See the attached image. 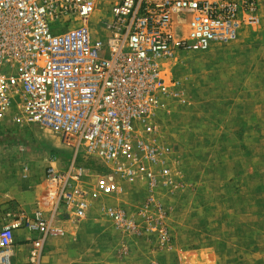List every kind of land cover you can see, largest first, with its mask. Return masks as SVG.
Segmentation results:
<instances>
[{
  "label": "built area",
  "instance_id": "1",
  "mask_svg": "<svg viewBox=\"0 0 264 264\" xmlns=\"http://www.w3.org/2000/svg\"><path fill=\"white\" fill-rule=\"evenodd\" d=\"M98 4L0 0V120L18 97L14 121L51 130L76 153L66 170L49 156V216L37 211L3 226L0 264H11L18 228L36 234L27 264H44L46 240L64 234L53 225L61 208L81 221L94 201L118 196L124 183L137 181L149 195L135 214L104 201L100 208L121 233L156 235L167 243V210L156 194L173 182L174 156L160 120L186 103L167 66L179 53L229 43L245 26L259 24L264 0H114L106 19H94ZM80 152L107 165L90 191L82 187Z\"/></svg>",
  "mask_w": 264,
  "mask_h": 264
},
{
  "label": "rangeland",
  "instance_id": "2",
  "mask_svg": "<svg viewBox=\"0 0 264 264\" xmlns=\"http://www.w3.org/2000/svg\"><path fill=\"white\" fill-rule=\"evenodd\" d=\"M113 1L99 0L93 18L106 19ZM261 14L259 24L245 26L231 42L179 53L167 66L186 97L160 120L174 156L173 182L156 194L167 210L169 241L121 233L105 216L101 201L135 214L149 195L142 182L124 183L120 195L93 202L85 222L60 209L55 223L65 234L51 235L60 237L45 247L44 264H65L70 246L84 263L264 264V5ZM19 101L0 120V205L9 213L0 208V226L43 208L49 156L59 170L76 156L60 135L14 121ZM76 161L86 169V190L107 170L82 152ZM71 226H78L74 236Z\"/></svg>",
  "mask_w": 264,
  "mask_h": 264
},
{
  "label": "crops",
  "instance_id": "3",
  "mask_svg": "<svg viewBox=\"0 0 264 264\" xmlns=\"http://www.w3.org/2000/svg\"><path fill=\"white\" fill-rule=\"evenodd\" d=\"M256 96H258V94H256ZM252 99H254V97H252ZM27 168L28 169V166L24 167V169ZM45 175V174H44ZM95 182V181H94ZM43 183L45 185V179L43 177ZM93 186H94V183L92 185V187L88 190H92L93 189ZM46 190V188H45ZM101 199V198H100ZM98 199V201L100 200ZM104 198H102L103 200ZM95 202V201H94ZM3 203V200H0V204ZM7 204L5 206L3 205H0V208L1 210L3 209H7ZM42 208V206H41ZM41 208L35 210L32 214L30 215H20L19 217L20 218H24V217H32L34 216L35 212L37 211H41L43 213L44 216H47V212L46 210L48 209V204L45 203V205L43 204V210H41ZM2 212V211H1ZM1 215H4V216H7L9 215V213L7 212L6 210V214L5 212L4 213H1ZM58 215L60 216V213L58 212V214L54 217L53 219V225L56 226V227H61V226H57L55 222H58L56 221L59 220L58 218ZM90 212L88 213L87 217L85 218V220H81V223L82 221L85 222L87 221L91 216H90ZM18 219V218H17ZM13 221V220H12ZM12 221L10 220H3L1 222V226H0V229L7 225V224H10ZM61 221V220H60ZM69 221H63V223H68ZM80 223V222H79ZM80 223V224H81ZM75 225V224H74ZM80 228L83 227L82 225L79 226ZM63 228V227H61ZM72 230V232H70L69 234L74 236L76 234V230L78 228V226H75V227H70ZM65 234V233H64ZM53 237H60L58 235H55V236H50L48 237V239L46 240L45 242V247H47V245H49V243L52 241V238ZM36 238V234L34 233H31L27 230H25L24 228H18V229H15L14 230V235H13V240H14V243L11 247V250H10V253H11V264H14V259L17 258V261L15 262L16 264H27V259H28V256H29V252H30V249L32 247V241ZM72 248V249H71ZM68 255H66V260H65V264H99L100 263V260H97V261H92V262H87V263H84V260L83 259H79V257L76 256V252H75V249L70 246V249H69V252H68Z\"/></svg>",
  "mask_w": 264,
  "mask_h": 264
}]
</instances>
